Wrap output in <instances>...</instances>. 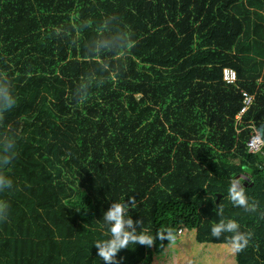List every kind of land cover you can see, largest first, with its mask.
<instances>
[{"label": "trees", "instance_id": "obj_1", "mask_svg": "<svg viewBox=\"0 0 264 264\" xmlns=\"http://www.w3.org/2000/svg\"><path fill=\"white\" fill-rule=\"evenodd\" d=\"M100 35L113 52L92 54ZM0 75L18 97L0 132L20 130L0 264H104L103 213L131 197L138 233L182 227L228 244L211 228L233 219L252 233L235 264H264V140L247 150L264 124V0H0ZM86 81L105 85L76 105ZM242 89L253 102L237 122ZM241 176L256 212L228 199ZM169 243L130 244L117 260L151 264Z\"/></svg>", "mask_w": 264, "mask_h": 264}, {"label": "clouds", "instance_id": "obj_2", "mask_svg": "<svg viewBox=\"0 0 264 264\" xmlns=\"http://www.w3.org/2000/svg\"><path fill=\"white\" fill-rule=\"evenodd\" d=\"M91 25H83L90 27ZM130 43V40H129ZM115 46V38L113 36L100 35L97 40L92 42V54L101 55L103 53L113 52ZM127 43L122 46L127 48ZM117 50L114 55H118ZM229 67V66H228ZM105 81L84 82L77 86L72 94V99L76 105L85 103L90 95L91 89L95 87H103ZM18 97L13 91L11 81L6 75H0V128L5 127V116L16 108ZM19 129H11L6 132H0V193L8 192L14 188L12 178L7 174L6 169L18 155L17 147ZM257 140H264V124L253 130ZM247 177H236L230 182L228 188V199L234 207L243 209L245 212H256L258 203L251 201L245 191V179ZM131 203L112 202L108 210L103 213V221L107 226L109 238L106 240H98L94 243L97 249L96 255L104 262V264H119L117 255L122 249H126L130 244H139L152 247L156 240L163 242L165 239H172L170 232H160L155 238L144 232H137V228L142 224V220L134 221L128 215L131 206L135 204V198H130ZM10 205L7 200L0 199V221L6 222L9 216ZM216 214L223 216V207L221 205L215 208ZM182 228V227H181ZM183 228V234L185 233ZM230 234L225 236V234ZM182 234V235H183ZM211 236L220 239L222 236L228 243L233 252L239 254L243 252L252 239V233L242 232L240 225L233 219H221L211 228ZM180 237V236H179ZM179 237L176 239L178 240ZM175 241V240H174ZM171 241V242H174Z\"/></svg>", "mask_w": 264, "mask_h": 264}, {"label": "rangeland", "instance_id": "obj_3", "mask_svg": "<svg viewBox=\"0 0 264 264\" xmlns=\"http://www.w3.org/2000/svg\"><path fill=\"white\" fill-rule=\"evenodd\" d=\"M194 235L193 230H186L176 242L167 244L160 253H154L151 264H221L223 256L216 253L222 250L215 248L220 244L199 243L194 240ZM208 247H214L215 251L208 252ZM184 249L189 252L185 253ZM232 258L236 263L234 254Z\"/></svg>", "mask_w": 264, "mask_h": 264}, {"label": "built area", "instance_id": "obj_4", "mask_svg": "<svg viewBox=\"0 0 264 264\" xmlns=\"http://www.w3.org/2000/svg\"><path fill=\"white\" fill-rule=\"evenodd\" d=\"M222 79L223 81H225L226 83H234L237 80V75L236 72L233 68L231 67H223L222 69ZM241 93V106L237 112V114L235 115V120L237 122H239L241 116L249 109V107L251 106L252 102H253V95L250 94L248 91L242 89L240 91ZM255 128L252 127L251 132H250V136L247 139V150L249 153H255L258 152L262 145H263V141L262 140H257L254 136L253 130ZM183 234V228L179 227L176 230V233H174L172 235V239L171 241L176 240L179 236H181Z\"/></svg>", "mask_w": 264, "mask_h": 264}, {"label": "crops", "instance_id": "obj_5", "mask_svg": "<svg viewBox=\"0 0 264 264\" xmlns=\"http://www.w3.org/2000/svg\"><path fill=\"white\" fill-rule=\"evenodd\" d=\"M213 246V245H212ZM214 247H208V252L210 251V250H212V251H215V249H213ZM216 249H221L222 250V252L220 253H218V255H220V256H223V258L220 260L221 261V264H223L222 263V260H224V259H226V258H228V260H229V264H234L235 262L233 261V254H234V252H233V250H232V248H231V246L229 245V244H220V247H215ZM184 251H185V253H188L189 251H187L186 249H184ZM199 264V263H198Z\"/></svg>", "mask_w": 264, "mask_h": 264}, {"label": "water", "instance_id": "obj_6", "mask_svg": "<svg viewBox=\"0 0 264 264\" xmlns=\"http://www.w3.org/2000/svg\"><path fill=\"white\" fill-rule=\"evenodd\" d=\"M219 196H220V194L217 195V198L216 199H218Z\"/></svg>", "mask_w": 264, "mask_h": 264}]
</instances>
